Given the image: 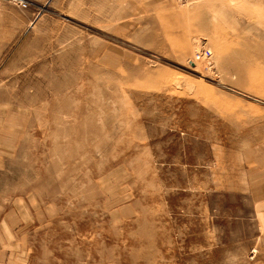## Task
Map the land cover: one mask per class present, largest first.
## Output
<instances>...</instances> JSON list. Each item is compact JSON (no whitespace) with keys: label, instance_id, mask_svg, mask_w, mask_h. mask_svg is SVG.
<instances>
[{"label":"rangeland","instance_id":"obj_1","mask_svg":"<svg viewBox=\"0 0 264 264\" xmlns=\"http://www.w3.org/2000/svg\"><path fill=\"white\" fill-rule=\"evenodd\" d=\"M0 264H264V0H0Z\"/></svg>","mask_w":264,"mask_h":264},{"label":"built area","instance_id":"obj_2","mask_svg":"<svg viewBox=\"0 0 264 264\" xmlns=\"http://www.w3.org/2000/svg\"><path fill=\"white\" fill-rule=\"evenodd\" d=\"M211 56V50L208 47H202L197 50L190 61L200 60V59H207Z\"/></svg>","mask_w":264,"mask_h":264},{"label":"crops","instance_id":"obj_3","mask_svg":"<svg viewBox=\"0 0 264 264\" xmlns=\"http://www.w3.org/2000/svg\"><path fill=\"white\" fill-rule=\"evenodd\" d=\"M260 189L262 188V187H259Z\"/></svg>","mask_w":264,"mask_h":264},{"label":"water","instance_id":"obj_4","mask_svg":"<svg viewBox=\"0 0 264 264\" xmlns=\"http://www.w3.org/2000/svg\"><path fill=\"white\" fill-rule=\"evenodd\" d=\"M192 63V62H191Z\"/></svg>","mask_w":264,"mask_h":264}]
</instances>
